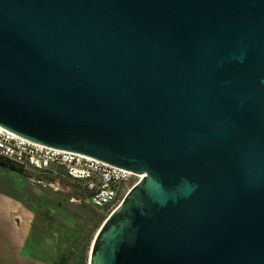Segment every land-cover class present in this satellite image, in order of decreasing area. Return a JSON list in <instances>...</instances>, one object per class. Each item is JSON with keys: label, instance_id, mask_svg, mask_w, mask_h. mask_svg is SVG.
<instances>
[{"label": "water", "instance_id": "95a60500", "mask_svg": "<svg viewBox=\"0 0 264 264\" xmlns=\"http://www.w3.org/2000/svg\"><path fill=\"white\" fill-rule=\"evenodd\" d=\"M0 125L142 175L93 264H264V0H0Z\"/></svg>", "mask_w": 264, "mask_h": 264}, {"label": "rangeland", "instance_id": "374dc122", "mask_svg": "<svg viewBox=\"0 0 264 264\" xmlns=\"http://www.w3.org/2000/svg\"><path fill=\"white\" fill-rule=\"evenodd\" d=\"M32 176L0 164V195L24 199L31 210L29 245L55 264H93L97 234L107 231L118 208L127 207L143 182L140 177L123 203L100 210L87 202L77 183L51 174Z\"/></svg>", "mask_w": 264, "mask_h": 264}, {"label": "built area", "instance_id": "2783aa9c", "mask_svg": "<svg viewBox=\"0 0 264 264\" xmlns=\"http://www.w3.org/2000/svg\"><path fill=\"white\" fill-rule=\"evenodd\" d=\"M0 160L29 176L34 175L32 179L42 173L77 183L87 194V202L100 210L123 203L141 180L128 169L113 166L94 156L80 155L76 151L12 134L11 129L3 125H0Z\"/></svg>", "mask_w": 264, "mask_h": 264}, {"label": "crops", "instance_id": "0c3cea01", "mask_svg": "<svg viewBox=\"0 0 264 264\" xmlns=\"http://www.w3.org/2000/svg\"><path fill=\"white\" fill-rule=\"evenodd\" d=\"M30 214L24 199L0 195V264H55L30 247Z\"/></svg>", "mask_w": 264, "mask_h": 264}, {"label": "trees", "instance_id": "16d2710c", "mask_svg": "<svg viewBox=\"0 0 264 264\" xmlns=\"http://www.w3.org/2000/svg\"><path fill=\"white\" fill-rule=\"evenodd\" d=\"M0 164H2V165H9L7 162L2 161V160H0ZM11 167H12V166H11ZM12 169H14V168L12 167ZM14 170H16V169H14Z\"/></svg>", "mask_w": 264, "mask_h": 264}, {"label": "bare ground", "instance_id": "6f19581e", "mask_svg": "<svg viewBox=\"0 0 264 264\" xmlns=\"http://www.w3.org/2000/svg\"><path fill=\"white\" fill-rule=\"evenodd\" d=\"M132 174H134V175L139 176V177L142 178V175L140 173H134V172H132Z\"/></svg>", "mask_w": 264, "mask_h": 264}]
</instances>
